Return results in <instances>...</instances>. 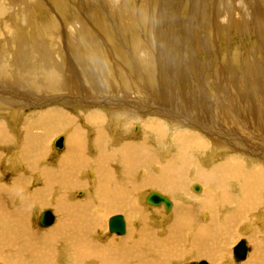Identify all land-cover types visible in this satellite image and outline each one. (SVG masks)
Wrapping results in <instances>:
<instances>
[{
	"label": "rangeland",
	"instance_id": "1",
	"mask_svg": "<svg viewBox=\"0 0 264 264\" xmlns=\"http://www.w3.org/2000/svg\"><path fill=\"white\" fill-rule=\"evenodd\" d=\"M179 1L181 0H170V1L161 0V3H160V0H103V1L102 0H80V1L79 0H0V56L1 57L4 56V58H2L0 62L6 65V67L9 69L8 76L6 78L7 81L5 80L3 81V83L0 82V103H1L0 104V123H1L0 124L1 126V129H0V136H1V140H0L1 142L0 144L1 145L0 146V156H1L0 157V201H1L0 211L2 212V213L0 212V238H1L0 239V252H1L0 253V264H17V263L18 264H37V263L38 264H41V263L42 264L43 263L44 264L45 263L47 264H52V263L53 264L54 263L55 264L57 263L58 264H69V262L70 264H101L100 262L95 261V260L78 261L77 258H73L70 254L66 252L63 253V251L61 250L62 248L58 247V244L55 241L56 237L59 239V237L57 236V232L59 234L66 233L69 229L79 228L80 225L83 226V228L84 227L86 228L96 227L97 230L99 231V234L95 236V240H97L100 244L102 243L103 245L106 244L108 240H117L119 238L127 237L130 235L131 232H132V237H133L132 239H135L136 242L139 244L141 242V239H143L144 243H149L150 238L152 236L154 237V239L164 240V243H165L164 249L160 247L159 251H165V254H168V256H166L165 259L160 261L159 264H190L192 262L202 261V260H205L207 262H212L213 264H232V263L237 264L235 263L233 259V249L241 239H245L247 241L248 246L251 248V252L249 253L247 257V260L239 264H264V213H261V212L257 213V211L249 212L247 214H244V216L241 217V215L239 213L238 214L235 213L237 211L233 209L237 206L238 201L241 202V205L244 204V200L242 199V194L240 193V189L243 187V184L241 183L237 184L236 182H233V181L231 182L229 180H223V181H217V183H213L214 185L211 184L205 187L206 185L204 184V182L200 180L197 181L196 174L199 171H201L204 167L213 168L222 159V158H216V155L215 156L212 155V153H214V151L216 150L215 147L218 148L220 145L219 144L220 140H217L218 137L216 135L210 134V132H208L207 130L204 131L205 134L201 133L202 131L199 128H203V127H201L200 125H196V124L194 125H196L197 127L193 126L190 124L191 122H188L185 120V117H189V116L181 115V114L179 116L178 115H174V116L167 115L169 117L168 118L166 115L160 114V110L156 111L155 109L156 108L162 109L163 106L167 104L163 102V99H162V102L159 101L160 105L157 103L155 104L156 100L154 96H152V101H153L152 103H149V102H148L149 104L145 103L146 104L145 107H150L148 109L149 111L142 109L143 111L142 113L136 114L138 111L136 112L128 111V113H125L123 109L110 106L107 103H105L106 100L103 106H100L99 108L95 106L91 107V106H87L83 104L84 102H82V100H80V98L77 97L78 94L73 93L71 91V87L75 86L74 82L70 83L69 81H67L69 83V86H65L66 88L62 87L63 90L61 88L53 90L51 91V95L45 94V93L43 94L37 93L35 87H33V86H36L37 89L41 88L42 83L40 82L38 76L42 74V70L46 67L48 60H50L49 62L50 65L49 63L47 64V66H49L48 68H52L57 72L65 73L63 75L67 77L68 70H70V66H71V60L69 59L70 49L67 47L73 46V43L71 44L69 43L70 45H68V40H71V39L68 38L66 40V35H65L66 27L68 26L69 27L72 26L73 28L80 27L78 21L85 23L84 22L85 20L86 21L85 25L90 27L91 31L95 30V32L98 34V40L101 42V44L97 50L93 49L87 53L83 50H79L80 52L78 53L77 57H82V58H85L86 60H89V59L92 60L94 53L98 51L97 54L101 55L103 60L105 59L104 66H103L104 70L106 69L107 71L110 70L109 71L110 75L108 77L107 75H104L105 74L104 70L102 71V75L107 77V82H109L110 85L114 88L113 90H111V93L101 92V94L98 96L100 99L108 98L109 100L107 101H117V100H121L120 97L123 93L129 92L127 96L125 97L124 95L123 98L124 97L125 98L124 99L122 98V99L127 100V101L134 100L132 92L135 89H139L140 91H145L144 88H147V89L156 88V83H157L156 80L146 79L147 77L151 78L150 71L153 72V68H152L153 64L149 66L147 65L142 66L141 64H136L135 63L136 61H134L132 58L130 59L128 58L130 54L135 55L136 52L139 50L138 44L143 43L144 45L143 41H145L147 45L150 46L155 51L154 55L152 54V58H153L152 60H154L153 61L154 65L156 64V66H158L159 58L165 59V60H161V62L163 61L162 65H164L163 67L165 68V70H163L165 71V77L163 80L161 79L160 85L164 84L165 80L169 83V85L171 82L170 86L173 88L175 84L176 88H174V90L176 94V100L183 101L186 95L188 93H192V91H194L195 89L198 92H200V88L198 87L199 82L200 81L201 83L204 82L205 77H207L206 75L208 76L210 75L209 77L212 78L211 74L212 72H215V68H219L218 69L219 73H220V70H225V71L228 70L229 72V74L227 72V76H229V78L226 79L227 81L226 84L228 86L222 89L223 93L221 94L225 99H230L231 97H234L233 99L253 98V96L250 95V88L255 85H258V83L256 84L251 83L250 78L255 73L252 74V71H249L250 66H253V64L255 65V62L257 60L255 52H253L254 45H252V43H250L249 40L243 39L237 33H229V34L227 33L228 34L227 38H223L224 35H221L219 32L214 31L215 29L214 24L211 25L212 28L203 29V26L206 25L207 21L209 20V17H213L212 13H210L213 8L212 6H217L216 4H213V3L218 2L219 4L221 1V3L224 4V5L221 4V6H224V7H227L228 5L231 6L232 4L231 7L233 9L235 8L236 2L240 0H234V2H231V0H229L230 2L228 0H188V1L185 0V6L183 7L181 6V8L184 10V16L182 15L183 10H181V13H178L176 15V12H178V9L176 10V7L180 6L181 4V3L179 4ZM259 1L261 3V5L259 4L260 5L259 7L260 9H262V13L264 14V0H259ZM24 2L25 3L27 2L30 7L27 5V3L25 4ZM42 3L43 4L45 3V4L42 5ZM163 3L167 5V8H165L166 17L165 16L160 17V13H159V9L162 7ZM153 4H154V9L152 10L151 7ZM32 5L34 6L32 7ZM45 5H48V7ZM103 5H106L105 7H107L108 10H104ZM110 9H114V10L112 11ZM116 9H119V10H116ZM143 10H144L143 14L145 13H148V14H146V16L143 15L142 17H140L142 15L141 11ZM1 11H4V13H1ZM125 12H127L126 13L127 15H125ZM109 13H111V15ZM201 13H206V18L203 17V14ZM122 14L124 16H122ZM180 14L182 15L181 21L177 19L178 15ZM124 17H126V19L127 18H130V19L126 20ZM132 17H135V18H132ZM158 17L162 19L164 18V20H162L161 22L160 19H158ZM139 18H144L146 22L145 21L142 22V20L144 19L139 20ZM150 18H152L153 21L150 20ZM47 19H48V22H47ZM75 19H77V22ZM89 19L93 23H91ZM128 20H130L131 26L129 24L126 26V23L128 22ZM131 20L132 21L136 20L134 21V23L135 25L139 26V30L133 29L132 31L131 28L133 26H132ZM140 22L144 24H140ZM160 22L162 25L160 24ZM99 24L101 25L103 24V26H100ZM110 26L113 29V32ZM120 26H122V28ZM129 26H130V29H129ZM36 29H38L39 31H37ZM119 29H120L119 32L121 33V31H123L124 36H125L124 45H122V43L119 45L124 49V52L122 53V55H124V57L128 61L130 60L129 66H125L123 60L121 59L118 60L119 55L115 54V51L109 48L111 43H109V46H108L107 39L110 38L112 40L113 35ZM99 30L100 32H102L101 34L98 33ZM130 31L132 34L130 33ZM81 33L82 35H84L83 32L81 31L79 37L82 36ZM137 33H139L140 37H138ZM217 34H219L220 37L221 36L222 37L220 38V41L218 39L215 42L214 36H216ZM33 35H34V38H36V40L33 39ZM39 35L41 38H37ZM131 36L132 37L134 36L135 40H133L134 38H131ZM201 36L203 37V39ZM150 37L152 40L150 39ZM63 38H64V41L62 42ZM37 39H41V40L37 41ZM149 39H150V42H149ZM35 41H36V44H35ZM126 41L128 42V44H126ZM38 42H40V44ZM172 42L174 43V46H172L173 45ZM208 43L210 45H208ZM41 44H44V45H41ZM134 44L137 46V48L135 47ZM153 44L155 46H153ZM196 44H198V46H196ZM40 45L44 46L45 48L41 47ZM32 46L33 48H30ZM60 46L62 49L60 48ZM115 46H118V45H115ZM35 47L37 50L35 49ZM158 47L159 48L166 47V48L163 51H161ZM29 48L31 51L29 50ZM100 48H101V52H100L101 54L99 53ZM33 49L35 50L33 51ZM27 50L29 51V55H28ZM195 50L197 51V53ZM199 50H202V51H199ZM103 51L105 52L107 51L106 55L102 53ZM156 51L158 54H161L162 52L163 53L161 55H158ZM40 52L41 54H39ZM212 52L214 53L212 54ZM247 52H253V56H252L253 59L250 55L247 54ZM31 54H34V56ZM65 54H66V57H65ZM234 54H237L236 58L233 59V61H231L232 60L231 57H233ZM42 55L44 56V58L46 57V55H48L47 56L48 58L46 57L44 60H41V58H43ZM5 56H8L10 59L8 58L7 60H5ZM39 56L41 57L39 58ZM50 57H52L53 59L51 60ZM154 58L155 59L157 58V60H155ZM35 59H37V61ZM210 59L213 60V62L211 63L212 65L211 67L207 66L208 63L211 61ZM20 60L23 62H21ZM258 60L261 63V59H258ZM63 61H65V63ZM72 61L75 62V65H77L75 57H73ZM42 62L44 63V65ZM167 62H168V65H167ZM203 62H205V64ZM221 62L222 63L224 62V63L222 64ZM233 63L234 65H232ZM61 64L62 66H60ZM120 69H122L123 71L119 72ZM250 70H253V69L250 68ZM99 71L101 70L99 69ZM198 73L203 74L201 78L197 76ZM235 73L236 75L237 73L239 75V76L238 75L236 76V80L240 81L239 79H243V78L245 80L250 79L249 80L250 84H242V83L236 84V82L233 83L230 76L231 77L232 75L235 76ZM178 75H182L184 76V78L177 77ZM242 75H245L246 77H243ZM240 76L242 77L239 78ZM187 77H188V80H183V79H187ZM19 79H20V82L18 81ZM195 80H198V81L194 85ZM87 82L91 85H94V82L92 80H88ZM181 82H182V86H183V83H185L183 87H180ZM130 87L133 88V90H129ZM233 87L234 89H236L235 91L237 92L234 91ZM260 87L262 86L257 87L258 89L256 90L260 89L258 91L259 94L261 96H264V91L263 90L261 91L262 88ZM42 88H44V85H42ZM217 93L219 95L218 91ZM145 94H148V93L145 91ZM50 96L52 97L50 98ZM65 97L67 98L72 97L71 99L74 100L75 103L69 102V101L65 102L67 100V98ZM3 98H5V100ZM52 99L54 101H52ZM63 101L64 103H61ZM101 102H103V100ZM21 106L22 107L24 106L25 109L22 108ZM51 106L62 107L65 111L70 113V115L74 116V125L76 126L75 128L77 129L81 128L80 130L82 131L81 134L83 137L87 134L85 138L87 137L86 143L88 144H85V140H84L85 138H82L84 140V141L82 140L83 145L81 143V145L85 147V148H82L83 153H81L83 157V161L77 162L79 166H81L80 167L81 170L78 169L79 166L76 167L77 169H72V170L71 169L69 170V168L72 166L66 168V172L78 171L79 177L69 176L68 173H65V174L62 173V175L65 176L64 178L53 177L51 179H47L46 175H44L45 177L42 175L43 171L46 172L47 170L51 168L57 169V167L59 166L58 159L61 158L62 151H64L65 147L63 150H57L55 152L56 149L53 148L54 142L60 136H64L65 141L66 140L69 141L70 140L69 138L70 130L71 128L75 129L73 128L74 125H72L71 128L64 127L65 129L63 128L53 133L48 132L47 136L46 134H44V131L42 129L38 130L36 128L34 129L31 128V130L33 131V133L32 131L31 133L33 135L41 134L46 139L43 138V141L33 140L31 147L29 146L31 150L29 154H26V157L23 156L19 152L21 150V146H19V144L22 143L24 132L30 130L29 128H27V125L30 122L34 121L32 120L34 117V114L37 112H43V110H47ZM151 106H153V108H151ZM75 107L79 109L77 110ZM94 107L96 110H93ZM83 108L85 110H83ZM108 108H113L112 110L114 112L110 111L111 109H109V112H110L109 114L106 111L108 110ZM16 110L18 113L15 112ZM97 110L98 112H102L103 114L102 118L105 117V119H103L105 120L104 121L105 125L101 124L102 127H104V129L101 128V125H96L95 127L97 126L99 127H97L98 129L95 131L96 128L92 129L91 127H89V125H87L90 123V119L86 118L85 114L88 115L94 111L96 112ZM13 112L16 113V115ZM115 112L121 114L122 116H119V114H116ZM114 113L116 115H114ZM18 114H20V116H18ZM107 115H109V117ZM124 115L128 119L125 118L126 119L125 120L123 118ZM148 115L150 117H147ZM106 118L107 119L109 118V119L107 120ZM157 118L160 120H158ZM172 118H175V119H172ZM155 124H159L163 128L165 127L167 131L166 135H169L168 133H171L173 131H176V132L183 131L184 133L186 130H189V129L191 131L194 130L199 135L205 138L206 142L209 144V149L198 152L196 154L194 151H190L189 147L183 149V147L187 146L188 142H185L184 145L179 144L181 147L179 146L172 147L171 142L168 139V136H165L164 139L162 138L161 140L163 141L158 139V141L161 142V143L159 142L160 143L159 144L157 142V138H155V135H153L152 131L150 132V127ZM107 125L110 127H107ZM131 125H133V127ZM137 125L139 126V130L137 132L138 133L139 131L141 132L139 133L140 136L138 135L137 132L135 133V127H137ZM184 125L186 128L183 127ZM220 125L226 129H230V125L223 121H220ZM87 127L88 129L87 131H85L86 130L85 128ZM120 128H122V130ZM170 129L172 130L171 132H170ZM98 130H104L103 132L102 131L101 132L106 133L107 137H109L107 138L105 136V139L107 140L106 141L105 139L103 140L105 143L104 142L101 143L102 144L101 147L98 146L100 144L96 142L97 140L96 132ZM107 131L110 133V135L108 134ZM94 136L95 138H93ZM7 137H9V140L11 139L14 141L10 142V144H8V146L6 147L4 146V144L7 143L6 141ZM151 143L154 145H152ZM144 144H147V145H144ZM223 144L224 143H222L221 145L225 146ZM35 145L37 146L36 150L34 147ZM40 145L43 146V148L40 147ZM64 145H65V142H64ZM127 145L130 146V149H128ZM221 145L218 148V150L220 149L221 151L224 150L222 151V153H220V155H222L223 159L225 160L226 158L230 157L233 151H231L230 147H227V150H226L225 149L226 146L223 148ZM123 146H124V153L127 155L129 161L132 163V168H130L131 173L134 174L138 170L139 173H141L142 175L141 176L140 174H138L139 179H137L138 178L137 176L135 177L134 175L131 176V178L128 179V183L127 181L117 182V180L114 177L111 178L110 176H108V174L111 172L112 169L118 168V163L113 158H114L115 152L120 150ZM101 148L103 149L101 150L102 152L100 151L101 153H98ZM252 148L256 152L259 151V147L252 146ZM246 150H247L246 148L240 150L241 152L240 154L250 157L252 153L248 154ZM39 151L40 153L41 152L42 153L40 154ZM158 151H161V152H158ZM179 151H183V153L185 154V160L188 161L189 159H191L189 165L186 166L185 170H183L181 166L182 161L180 157L182 153ZM104 152L106 153V156ZM157 153H160V154H157ZM158 155H160V157ZM173 155H178V159H173L175 160L174 168L176 170H180V167L182 168L181 176L179 173L176 176L172 174L171 176H168V175H164L162 172V171L164 172L166 171L164 170L163 165L167 162V159L171 160L173 157H169V156H173ZM251 156H253V154ZM93 161H94V164H93ZM261 161L262 160L259 159L257 163ZM85 166L87 168H85ZM154 167H157L156 168L157 170H154ZM194 167L197 170V171L195 170L196 173L193 172ZM101 168L104 169L105 171L102 170ZM31 169L32 170L34 169L35 171L34 170L32 171ZM99 169L103 171L104 174ZM175 169H172L170 172L176 171ZM190 169L193 172V173L191 172L192 174L189 173ZM36 170L38 171L36 172ZM39 171H41V173ZM95 171H97V173ZM158 173H160L162 177ZM38 174H41L44 179H41ZM94 175H95V178H94ZM157 175L160 177H157ZM28 177L29 179H27ZM166 177H169L173 180L176 179L174 181H177L170 189L162 188V190H159V189H156V186H153L154 184L160 183L161 179L166 178ZM179 177L181 180H179ZM37 178L40 181H36ZM219 178H223V176H219ZM99 179H101L102 181L101 180L99 181ZM113 179L116 181H114ZM41 180L43 183L41 182ZM142 181H147L151 186L146 187L145 185V187H142L141 186V184H143ZM196 184L204 187V196L201 199H197L194 196L196 195L195 193H193L194 191L192 192L193 190L192 186ZM125 186H127V188ZM128 186L129 187L132 186V187L129 188ZM48 188H51V189H48ZM8 192H12L13 194L10 196H15V197L6 198ZM159 192L160 194L162 193V195H165L168 198H170L171 201L173 202V209L169 213L170 217H169V214L166 213L165 208L163 206H160V207L150 206L149 207L145 203L144 198L149 196L151 193H159ZM119 193H121L122 195H128L129 197L125 199L124 198L117 199L116 195ZM49 195L50 197H48ZM120 200H122V202ZM16 202L18 204H16ZM261 204H262L261 209H263L264 208V194H263V197L261 198ZM197 207H200V208H197ZM47 209H53L54 213L56 214L57 221L52 227L45 229V228L40 227L39 218H40L41 213ZM205 209L208 212H206ZM3 210L5 211V213H3ZM210 211L212 212V214ZM10 212H14V214L10 215L9 214ZM171 213H173V215H171ZM120 214L123 215L126 220V226H127L126 234L127 235L125 234L124 236H116L114 234H111L108 230V224H109L110 218L115 215H120ZM237 216L240 218H238ZM3 217L5 219H3ZM10 217H11V221L7 220ZM14 220L23 226V234L25 235V237H21L19 235V228H18V225L15 222H13ZM9 223H11V225H13L14 227H10L8 225ZM201 228L202 229L205 228V230H207L209 237H200V238L196 237L197 232L201 230ZM32 230L35 231V234L36 233L38 234V236L36 234L37 240L35 241V243L34 241H32L31 246L28 244L27 245L30 246V248L33 246L32 250L30 251L38 252V255L35 256L36 255L35 253L34 256L29 257L25 255V251H23L24 248H21V247H24L25 245L24 243L28 242L29 232ZM51 232L54 234V236L51 237V239H53L52 244L55 243L54 245H51L49 249H47V246H45L44 248L34 247L37 245V242H41V241L45 242L46 239L42 237L48 236V234ZM87 236H92V235H87ZM7 240L8 242L6 243ZM200 246H203V247H200ZM205 248L207 249L208 252H211L212 255L210 254L206 255L205 252H202L204 251L203 249ZM21 249L23 250L20 251ZM47 250H49V252ZM19 252H20V255H19ZM40 254L41 256H39ZM170 254L174 255L175 257H169ZM53 257L55 258L56 261L54 260ZM211 258H212V261H211ZM43 259H45V261ZM49 259L52 261H50Z\"/></svg>",
	"mask_w": 264,
	"mask_h": 264
},
{
	"label": "bare ground",
	"instance_id": "2",
	"mask_svg": "<svg viewBox=\"0 0 264 264\" xmlns=\"http://www.w3.org/2000/svg\"><path fill=\"white\" fill-rule=\"evenodd\" d=\"M80 1V0H79ZM103 1V0H102ZM163 1V0H162ZM170 1V0H169ZM188 1V0H187ZM229 1V0H228ZM109 2V1H108ZM107 2V3H108ZM172 2V1H171ZM176 2V1H175ZM223 2V1H222ZM227 2V1H226ZM230 2V1H229ZM228 2V4H229ZM231 2H234V0H231ZM25 3V2H24ZM27 3V2H26ZM25 3V4H26ZM36 3V2H35ZM46 3V2H45ZM44 3V4H45ZM48 3V2H47ZM106 3V1H105ZM160 3H161V0H160ZM181 3V4H180ZM190 3V2H189ZM198 3V2H197ZM15 4V3H14ZM41 4V3H39ZM42 3V5H44ZM104 4V3H103ZM155 4V2H154ZM154 4L152 5V10L154 9ZM179 4L180 6H177L176 7V10L178 9V12H176V15L178 13H181V10H183L181 8V6H185V0H181L179 1ZM206 4V3H205ZM211 4V3H210ZM213 4H216L217 6H212V10L210 13H212L213 17H209V22L207 21L206 25L203 26V29L204 28H212L211 25H215V29L214 31L216 32H219L221 35H224L223 38H227V35L229 33H237L238 35H240L243 39H247L249 40L250 43H252V45H254V49H253V52H255V55H256V62H255V65L253 64V66H250V68H252L253 70H250L249 68V71H252V74L253 76L250 78L251 79V83L252 84H256L258 83V85H255L253 87L250 88V95L253 96V98H249V99H233L234 97H229L230 99H225L221 94L223 93V88H226L228 85L226 84L227 81L226 79L229 78V76H227V71L225 70H220V73L218 72V69L219 68H215V72H212L211 76L212 78H210L208 75H206L207 77H205V80L204 82L201 83V81L199 82L198 84V87L200 88V92H198L196 89L194 91H192V93H186V97L183 101H179V100H176V94H175V90L174 88L175 87V84H174V88L171 87V82H170V85L169 83L165 80V83L160 85V81L161 79L163 80L164 77H165V68L163 67L164 65H162V62L161 60H165V59H160L158 60V66H156V64L154 65V60H152V54L154 55L155 51L147 45V43L145 41L144 42V45L143 43L141 44H138V47H139V50L136 52L135 55L133 54H130L129 55V59L132 58L134 61H136L135 63L136 64H141L142 66L143 65H151L153 64V72L150 71V74H151V78L147 77L146 79L148 80H156V88L154 89H147V88H144V90L149 94H145V91H140L139 89H135L132 94H133V98L134 100H123L127 94V93H123L120 97L121 100H117V101H107L109 100L108 98H99L98 96L101 94V92H105V93H111V90H113L114 88L110 85L109 82H107V77L110 75V70L107 71L104 70V62H105V59L103 60L102 56L101 55H98L97 52L94 53V56H93V59L92 60H86L85 58H82V57H77L78 53L80 52L79 50H83L85 51L86 53L95 49L97 50L101 44V42L98 40V34L95 32V30L91 31L90 30V27L86 26L85 23L86 21L84 20L85 23L83 22H79V25L80 27H76V28H73L72 26H68L66 27V32H65V35H66V40L69 38L71 40H68V45H70L71 43H73V46H70V47H67L70 49V60H71V66H70V70H68V73H67V77L63 74L65 73H61V72H57L55 71L54 69L52 68H48L49 66H47V64L50 62V60H48L47 64H46V67L42 70V74L39 77V80L40 82L42 83V85H44V88H42V85H41V88L40 89H37L36 86H33L35 87L36 89V92L37 93H45V94H49L51 95V91L53 90H56V89H62V87H65V86H69V83L67 81H69L70 83L71 82H74L75 83V86H72L71 87V91L73 93H76L78 94L77 97L80 98V100H82V102H84L83 104L87 105V106H95V107H100V106H103L105 100L108 105L110 106H114V107H118V108H121L123 109V111H125V113H128L129 112H136L138 111L136 114H139V113H142V109L144 110H148L150 107H145V103L149 104V103H152V96H154L155 98V104H159V101L162 102V99H163V102H165L167 105L163 106L162 109L160 108H156L155 110H160V114H163V115H171V116H174V115H186V116H189V117H185V120L188 121V122H191L190 124L193 125V126H196V125H200L201 127L203 128H199L203 133L205 134V130H207L208 132H210V134H213V135H216L218 137L217 140H220L219 144L221 145L222 143H224L223 145L226 146V150H227V147H230L231 148V151H233V153L230 155L229 158H226L225 160L223 159L222 155H220V153H222V150H218L217 147L216 148V152L214 151V153H212V155H216V158H222L220 160V162L214 166L213 168H209V167H204L201 171H199L197 174H196V178H197V181H202L204 182V184L206 185L205 187L213 184V183H217V181H223V180H229V181H233V182H236L237 184L238 183H241L243 184V187L240 189V193L242 194V199L244 200V204L241 205V202L238 201L237 203V206L233 209H235L237 212L235 213H239L242 216H244V214H247L249 212H255L257 211V213L261 212V213H264V208H262V204H261V198L263 197V194H264V96H261L259 94V90H256L258 89L257 87L259 86H262L260 88L261 91L263 90L264 91V14L262 13V9H260V1L259 0H240V1H237L236 4H235V8L232 9V4L231 6L228 5L227 7H224V6H221V1H220V5L218 4V2L216 3H213ZM260 4V5H259ZM27 5L29 6V4L27 3ZM78 5V4H77ZM95 5V4H94ZM98 5V4H97ZM96 5V6H97ZM109 5V4H108ZM169 5V4H168ZM175 5V4H174ZM190 5V4H189ZM224 5V4H223ZM15 6V5H14ZM13 6V7H14ZM18 6V5H16ZM34 5H32L33 7ZM41 6V5H39ZM48 7V5H45ZM106 5H103V9L104 10H108L107 7H105ZM11 7V6H10ZM30 7V6H29ZM44 7V6H43ZM46 7V8H47ZM55 7V6H54ZM74 7V6H73ZM117 8V7H116ZM165 8H167V5H165L163 3L162 7L159 9V13H160V17H166V14H165ZM187 8V7H186ZM189 8V7H188ZM45 9V8H43ZM59 9V8H58ZM75 9V8H74ZM84 9V8H83ZM158 9V7H157ZM194 9V8H193ZM192 9V10H193ZM82 10V9H81ZM110 10H114V9H110ZM116 10H119V9H116ZM145 10V8H144ZM144 10L141 11L142 12V15L140 17H142L143 15L146 16V14L148 13H144ZM202 10V9H201ZM200 10V11H201ZM208 10V9H207ZM32 11V10H31ZM61 11V10H60ZM70 11V10H69ZM83 11V10H82ZM123 11V10H122ZM34 12V11H33ZM110 12V11H109ZM124 12V11H123ZM149 12V11H148ZM151 12V11H150ZM157 12V11H156ZM1 13H4V11H1ZM63 13V12H62ZM102 13V12H101ZM127 12H125V15ZM192 13V12H191ZM208 13V12H207ZM64 14V13H63ZM77 14V13H76ZM79 14V13H78ZM81 14V13H80ZM85 14V13H84ZM83 14V15H84ZM111 15V13H109ZM113 14V13H112ZM156 14V13H155ZM203 14V17L206 18V13H201ZM209 14V13H208ZM131 15V14H130ZM136 15V14H135ZM182 15L184 16V10L182 11ZM182 15H178L177 19L179 21H181L182 19ZM195 15V14H194ZM86 16V15H85ZM108 16V15H107ZM122 16H124L122 14ZM121 16V17H122ZM132 16V15H131ZM193 16V14H192ZM197 16V15H196ZM34 17V16H32ZM78 17V16H77ZM149 17V16H148ZM152 17V16H151ZM80 18V17H79ZM126 19V17H124ZM132 18H135V17H132ZM145 18V17H144ZM144 18H139L140 19H144ZM188 18V17H187ZM208 18V17H207ZM66 19V18H65ZM127 19H130V18H127ZM126 19V20H127ZM146 19V18H145ZM142 20V22H146V20ZM155 19V17H154ZM157 19V18H156ZM160 21L162 22V20H164V18H159ZM157 19V20H158ZM202 19V18H201ZM70 20V19H69ZM76 22H77V19H75ZM79 20V19H78ZM90 20V19H89ZM150 20L153 21L152 18H150ZM199 20V19H198ZM124 21V20H123ZM132 21V20H131ZM134 21L136 20H133L131 23H132V31L133 29L134 30H139V26L138 25H135ZM196 21V20H195ZM47 22H48V19H47ZM66 22V21H65ZM91 23H93L91 20H90ZM140 22V24H144ZM148 22V21H147ZM160 22V24H161ZM164 22V21H163ZM170 22V21H169ZM90 23V24H91ZM98 23V22H97ZM102 23V22H101ZM150 23V22H149ZM154 23V22H153ZM171 23V22H170ZM186 23V22H185ZM73 24V23H72ZM88 24V23H87ZM130 25V20H128V22L126 23V26L127 25ZM134 24V25H133ZM156 24V23H155ZM164 24V23H163ZM187 24V23H186ZM203 24V23H202ZM36 25V24H34ZM78 25V26H79ZM82 25V26H81ZM100 26H103V24H99ZM98 25V26H99ZM110 25V24H109ZM162 25V24H161ZM169 25V24H167ZM33 26V24H32ZM74 26V25H73ZM94 26V24H93ZM97 26V25H96ZM131 26V25H130ZM130 26H129V29H130ZM141 26V25H140ZM144 26V25H143ZM122 28V26H120ZM184 27V26H183ZM35 28V27H34ZM111 28V26H110ZM153 28V27H151ZM163 28V27H162ZM170 28V27H168ZM98 29V28H96ZM112 29V28H111ZM148 29V28H147ZM150 29V28H149ZM37 31H39L38 29H36ZM101 30V29H100ZM99 30V34H101L102 32H100ZM103 30V29H102ZM151 30V29H150ZM149 30V31H150ZM171 30V29H170ZM83 32L84 35H80V32ZM107 31V30H106ZM120 29L117 30L115 32V34L113 35V39L111 40L110 38L107 39L108 41V46H109V43H111V45L109 46L110 49L114 50L115 51V54L119 55L118 57V60H123L124 62V65L125 66H129L130 65V60L128 61L124 55H122V53L124 52V49L119 45L122 43V45H124L125 43V36H124V33L123 31H121V34L120 32ZM108 32V31H107ZM112 32H113V29H112ZM155 32V31H154ZM202 32V30H201ZM62 33V32H61ZM110 33V32H109ZM131 33V31H130ZM129 33V34H130ZM140 33V32H139ZM139 33H137L138 37L139 36ZM228 33V34H227ZM34 34V32H33ZM36 34V32H35ZM42 34V33H41ZM113 34V33H112ZM132 34V33H131ZM130 34V35H131ZM146 34V33H145ZM151 34V32H150ZM205 34V33H204ZM63 35V34H62ZM160 35V34H159ZM178 35V34H177ZM176 35V36H177ZM236 35V34H235ZM37 36V35H36ZM149 36V34H148ZM151 36V35H150ZM208 36V35H207ZM231 36V35H229ZM64 37V36H63ZM111 37V36H110ZM165 37V36H164ZM194 37V36H193ZM202 37V36H201ZM200 37V38H201ZM209 37V36H208ZM222 37V36H221ZM220 35L217 34L216 36H214V40L215 42L219 39L220 41ZM30 38V37H29ZM37 38H41L40 35L37 37ZM131 38H134V36ZM155 38V37H154ZM233 38V36H232ZM235 38V36H234ZM24 39V38H23ZM33 39L36 40V38H34V35H33ZM32 39V41H33ZM138 39V38H137ZM140 39V38H139ZM151 39V37H150ZM150 39H149V42H150ZM199 39V38H198ZM203 39V37H202ZM38 40H41V39H37ZM55 40V39H54ZM57 40V38H56ZM105 40V39H104ZM135 40V38L133 39ZM147 40V39H146ZM152 40V39H151ZM155 40V39H154ZM195 40V39H193ZM210 40V39H209ZM21 41V40H20ZM30 41V40H29ZM64 41V38L62 39V42ZM142 41V40H141ZM172 41V40H171ZM244 41V40H243ZM44 42V41H43ZM41 42V43H43ZM49 42V40H48ZM58 42V41H57ZM153 42V41H152ZM151 42V43H152ZM166 42V41H165ZM188 42V41H187ZM191 42V41H190ZM199 42V40H198ZM197 42V43H198ZM248 42V43H249ZM40 44V42H38ZM59 43V42H58ZM70 43V44H69ZM106 43V42H105ZM138 43V42H137ZM155 43V42H154ZM171 43V42H169ZM173 43V42H172ZM205 43V42H203ZM35 44H36V41H35ZM60 44V43H59ZM118 45V46H115V45ZM126 44H128V42L126 41ZM136 44V42H135ZM134 44V45H135ZM168 44V43H166ZM245 44V43H244ZM21 45V44H20ZM41 45H44V44H41ZM40 45V46H41ZM62 45V44H61ZM67 45V46H68ZM165 45V44H164ZM203 45V44H202ZM201 45V46H202ZM205 45V44H204ZM208 45H210L208 43ZM230 45V44H229ZM251 45V46H252ZM28 46V45H27ZM30 46V45H29ZM34 46V45H33ZM30 47V48H33ZM36 46V45H35ZM66 46V45H65ZM153 46H155L153 44ZM162 46V45H161ZM174 46V43L173 45ZM195 46V45H194ZM196 46H198V44H196ZM41 47H44V46H41ZM48 47V46H46ZM103 47V46H102ZM105 47V45H104ZM135 47L137 48V46L135 45ZM213 47V46H212ZM217 47V46H216ZM24 48V47H23ZM29 48V50H30ZM45 48V47H44ZM61 48V46H60ZM159 48V47H158ZM166 48V47H165ZM164 47H161L159 48L161 51H163L165 49ZM174 48V47H173ZM36 49V47H35ZM33 49V51L35 50ZM62 49V48H61ZM64 49V47H63ZM213 49V48H212ZM219 49V48H218ZM231 49V48H230ZM25 50V49H24ZM37 50V49H36ZM39 50V49H38ZM99 53L101 52V48L99 49ZM104 50V49H102ZM107 50V49H106ZM179 50V49H178ZM189 50V49H188ZM205 50V49H204ZM236 50V49H234ZM23 51V50H22ZM21 51V52H22ZM28 51V50H27ZM31 51V50H30ZM66 51V49H65ZM82 51V52H83ZM159 51V50H158ZM176 51V49H175ZM196 51V50H195ZM199 51H202V50H199ZM211 51V50H210ZM107 52V51H106ZM106 52L103 51L102 53H104L106 55ZM253 52H247L248 55H250L251 57L253 56ZM27 53V52H26ZM48 53V52H47ZM67 53V52H66ZM157 53V51H156ZM163 53V52H162ZM161 53V54H162ZM169 53V52H168ZM197 53V51H196ZM214 52H212L213 54ZM24 54V53H22ZM41 54V52L39 53ZM44 54V53H42ZM49 54V53H48ZM51 54V53H50ZM101 54V53H100ZM158 54V53H157ZM161 54H158V55H161ZM190 54V53H189ZM211 54V52H210ZM19 55V54H18ZM28 55H29V51H28ZM34 56V54H31ZM156 55V54H155ZM165 55V54H164ZM197 55V54H196ZM236 55L237 54H234L233 57H231V61H233V59L236 58ZM43 56V55H42ZM48 55H46L47 57ZM69 56V55H68ZM208 56V55H207ZM219 56V55H218ZM221 56V55H220ZM1 57V56H0ZM41 56H39L40 58ZM45 57V58H46ZM65 57H66V54H65ZM73 57H75L76 59V64L78 65H75V62L72 61ZM105 57V56H104ZM107 57V56H106ZM157 57V56H156ZM182 57V56H181ZM196 57V56H195ZM3 57H1L0 60H2ZM9 57L8 56H5V60H7ZM44 56L43 58H41V60H44L45 59ZM48 58V57H47ZM51 60L53 59L52 57H50ZM57 58V57H55ZM198 58V57H197ZM196 58V59H197ZM227 58V57H226ZM10 59V58H9ZM21 59V58H20ZM33 59V58H32ZM60 59V58H59ZM88 59V58H87ZM155 59V58H154ZM183 59V58H182ZM202 59V57H201ZM200 59V60H201ZM224 59V58H223ZM253 59V57H252ZM258 59H261V63ZM23 60V59H22ZM29 60V59H28ZM37 61V59H35ZM40 60V59H39ZM65 60V59H64ZM113 60V59H112ZM157 60V58L155 59ZM211 60V59H210ZM21 61V60H20ZM18 61V62H20ZM168 61V60H167ZM171 61V60H169ZM199 61V60H198ZM208 61V60H207ZM225 61V60H223ZM242 61V60H241ZM23 62V61H21ZM57 62V61H56ZM65 63V61H63ZM213 62V60H211L207 66L211 67V63ZM43 63V62H42ZM46 63V62H45ZM69 63V62H68ZM205 64V62H203ZM222 63V62H221ZM224 63V62H223ZM222 63V64H223ZM240 63V62H239ZM56 64V63H55ZM106 64V63H105ZM113 64V63H112ZM201 64V63H200ZM198 64V65H200ZM207 64V63H206ZM214 64V63H213ZM220 64V63H219ZM243 64V63H242ZM44 65V63H43ZM50 65V63H49ZM119 65V64H118ZM117 65V66H118ZM166 65V64H165ZM167 65H168V62H167ZM197 65V64H196ZM227 65V63H226ZM234 65V63L232 64ZM231 65V66H232ZM236 65V64H235ZM62 66V64L60 65ZM65 66V65H64ZM80 66V68H79ZM174 66V65H173ZM172 66V67H173ZM204 66V65H203ZM214 66V65H213ZM39 67V65H38ZM69 67V66H68ZM119 67V66H118ZM121 67V66H120ZM124 67V66H123ZM166 67V66H165ZM226 67V66H225ZM234 67V66H233ZM247 67V66H246ZM155 68V69H154ZM168 68V67H167ZM255 68V70H254ZM26 69V68H25ZM99 69L101 71H99ZM124 69V68H123ZM197 69V68H196ZM239 69V68H238ZM28 70V69H27ZM105 71V74L104 75H107V77L103 76L102 75V71ZM193 70V69H192ZM203 70V69H202ZM209 70V69H208ZM207 70V72H208ZM211 70V69H210ZM242 70V69H241ZM8 71L9 69L6 67V65H4L3 63L0 62V82L3 83V81H7V76H8ZM65 71V70H64ZM63 71V72H64ZM123 70L120 69L119 72H122ZM175 71V70H174ZM191 71V69H190ZM248 71V72H249ZM30 72V71H28ZM182 72V71H181ZM180 72V73H181ZM193 72V71H192ZM26 73V72H25ZM172 73V72H171ZM170 73V74H171ZM191 73V72H190ZM112 74V73H111ZM164 74V75H163ZM229 74V72H228ZM251 74V73H250ZM248 74V75H250ZM203 74H200L198 73L197 76H199L201 78ZM238 75V73H237ZM236 73H235V76L232 75V77L230 76L231 80L234 82L237 83H242V84H250L249 83V80H245L244 78L243 79H239L240 81L236 80ZM247 75V73H246ZM31 76V75H30ZM29 76V77H30ZM239 76V75H238ZM243 77H246L245 75H242ZM242 76H240L239 78H241ZM28 77V78H29ZM161 77V78H160ZM177 77H183L182 75H178ZM189 77V76H188ZM188 77L187 79H183V80H188ZM26 78V77H24ZM36 78V77H35ZM9 79V77H8ZM30 79V78H29ZM34 79V78H33ZM178 79V78H177ZM248 79V78H247ZM11 80V79H10ZM88 80H92L94 82V85H91L89 84L87 81ZM191 80V79H189ZM200 80V79H199ZM230 80V79H229ZM20 82V79L18 80ZM38 81V80H37ZM182 81V80H181ZM198 80H195L194 82V85L197 83ZM203 81V80H202ZM32 82V81H31ZM193 82V81H192ZM7 83V82H5ZM188 83V82H187ZM32 84V83H30ZM211 84V85H210ZM39 85V84H38ZM185 85V83H183V86ZM234 85V84H232ZM3 86V85H2ZM28 86V85H27ZM182 86V82L180 84V87H183ZM193 86V85H192ZM238 86V85H237ZM230 87V86H229ZM239 87V86H238ZM248 87V86H247ZM250 87V86H249ZM5 88V87H3ZM32 88V87H31ZM66 88V87H65ZM64 88V90H65ZM217 88V89H216ZM241 88V87H240ZM2 89V88H1ZM33 89V88H32ZM76 89V90H75ZM181 89V88H179ZM189 89V88H188ZM186 89V90H188ZM219 89V90H218ZM234 89V87H233ZM4 90V89H3ZM34 90V89H33ZM32 90V91H33ZM129 90H133V88L130 87ZM191 90V89H190ZM189 90V91H190ZM217 90L219 92V95L217 93ZM236 89H234L235 91ZM243 90V89H242ZM69 91V90H68ZM239 91V90H238ZM141 92V93H140ZM231 92V91H230ZM237 92V91H235ZM4 93V92H2ZM68 93V92H67ZM69 94V93H68ZM9 95V94H8ZM125 95V97L123 98V96ZM5 96V95H4ZM54 96V95H53ZM180 96V95H179ZM242 96V95H241ZM240 96V97H241ZM46 97V96H45ZM49 97V96H47ZM52 96H50L51 98ZM34 98V97H33ZM42 98V97H41ZM49 98V99H50ZM67 98V97H65ZM72 97L70 98H67V100L65 102H74V100L71 99ZM76 98V97H75ZM123 98V99H122ZM180 98V97H179ZM5 100V98H3ZM8 99V98H7ZM44 99V98H43ZM48 99V100H49ZM56 99V98H55ZM11 100V99H10ZM45 100V99H44ZM43 100V101H44ZM103 100V102H101ZM12 101V100H11ZM52 101H54L52 99ZM13 102V101H12ZM31 102V101H30ZM80 102V101H79ZM149 102V103H148ZM160 102V103H161ZM8 103V102H7ZM48 103V102H47ZM61 103H64L61 102ZM1 104V103H0ZM21 104V103H20ZM33 104V103H32ZM46 104V103H45ZM82 104V103H81ZM10 105V104H9ZM44 105V104H43ZM51 105V104H50ZM67 105V104H66ZM160 105V104H159ZM12 106V105H11ZM10 106V108H11ZM70 106V105H69ZM85 106V107H87ZM158 106V105H157ZM22 107V106H21ZM94 107L93 110H96ZM162 107V106H161ZM15 108V107H14ZM22 108L25 109V107L23 106ZM21 108V109H22ZM76 108V107H75ZM117 108V109H118ZM151 108H153V106H151ZM77 109V108H76ZM79 109V108H78ZM77 109V110H78ZM109 109H111L110 111H113L112 109L113 108H108V110H106L109 114ZM116 109V108H115ZM15 110V109H14ZM82 110V109H81ZM83 110H85L83 108ZM92 110V111H93ZM99 110V109H98ZM98 110L95 112H92L91 114H85L86 118L90 119V123L87 124L89 125V127H91L92 129L96 128L95 131L98 129L97 127H95L96 125H105V117L102 118L103 114L102 112H98ZM103 110V109H102ZM21 111V110H20ZM25 111V110H24ZM105 111V112H106ZM117 111V110H116ZM122 111V112H123ZM149 111V110H148ZM17 112V110L15 111ZM26 112V111H25ZM114 112V111H113ZM120 112V110H119ZM14 113V112H13ZM18 113V112H17ZM21 113V112H20ZM84 113V112H83ZM107 113V114H108ZM116 113V112H115ZM116 114H119V113H116ZM16 115V113H14ZM133 114V113H132ZM128 115V114H127ZM146 115V114H144ZM18 116H20V114H18ZM109 117V115H107ZM118 116V115H117ZM119 116H122L121 114H119ZM29 117V116H28ZM138 117V115H137ZM147 117H150L149 115ZM168 117V116H167ZM123 118L125 119V115L123 116ZM169 118V117H168ZM107 119V118H106ZM109 119V118H108ZM107 119V120H108ZM123 119V120H124ZM128 119V118H126ZM125 119V120H126ZM138 119V118H137ZM144 119V118H143ZM148 119V118H146ZM158 119V118H157ZM172 119H175V118H172ZM34 121L30 122L28 125H27V128H29L30 130L28 131H25L24 134H23V138H22V143L19 144V146H21V150L19 151L23 156L26 157V154H29L30 150H31V144L34 141H37V140H42L43 141V136L40 134V135H33V131L31 130V128H36V129H42L44 131V134H48L49 133H53V132H56L60 129H63L64 127H68V128H71L72 125H74V116L70 115V113H68L67 111H65L62 107H59V106H51L49 107L47 110H43V112H37L34 114V117L33 119ZM141 120V119H140ZM150 120V119H149ZM160 120V119H158ZM164 120V119H163ZM162 120V122H163ZM29 121V120H28ZM51 121V122H50ZM82 121V120H81ZM85 121V120H84ZM142 121V120H141ZM140 121V122H141ZM157 121V120H156ZM166 121V120H165ZM171 121V120H170ZM220 121H223L227 124L230 125V129H226L224 128L223 126L220 125ZM108 122V121H106ZM110 122V121H109ZM125 122V121H124ZM133 122V121H132ZM131 122V123H132ZM137 122V121H136ZM154 122V121H153ZM174 122V121H173ZM172 122V123H173ZM176 122V121H175ZM130 123V122H129ZM138 123V122H137ZM152 123V122H151ZM160 123V122H159ZM168 123V122H167ZM181 123V121H180ZM1 124V123H0ZM107 124V123H106ZM109 124V123H108ZM133 124V123H132ZM136 124V123H134ZM196 124V125H194ZM101 125V128L104 129V127H102ZM111 125V124H110ZM129 125V124H128ZM142 125V124H141ZM82 126V125H81ZM86 126V125H84ZM127 126V125H126ZM133 127V125H131ZM170 126V125H169ZM178 126V125H177ZM180 126V125H179ZM76 126L74 125L73 128H75ZM107 127H110L107 125ZM121 127V126H119ZM135 127V126H134ZM185 127V125L183 126ZM197 127V126H196ZM84 128V127H83ZM100 128V129H101ZM115 128V127H113ZM131 128V127H130ZM172 128V127H171ZM186 128V127H185ZM0 129H1V126H0ZM4 129V127H3ZM65 129V128H64ZM81 129V128H80ZM79 128H75V129H72L70 130V134H69V138L70 140L69 141H65V149L64 151H62V155H61V158L59 156L60 159H58V164L59 166L57 167V169H49L46 170L48 171H43V176L46 175L47 176V179H51L53 177H61V178H64L65 176L62 175V173H68L69 176H77L79 177V172L78 171H73V172H66V168L72 166L69 168V170L71 169H77L76 167L79 166V164L77 162H82L83 161V157H82V154L83 151H82V148H85L83 147V143H82V138H85V135L84 137L82 136L81 134V130ZM87 131L88 127L85 128ZM107 129V128H106ZM111 129V128H110ZM122 130V128H120ZM177 129V128H175ZM189 129V127H188ZM27 130V129H26ZM37 130V131H38ZM69 130V129H68ZM131 130V129H130ZM139 130V126L137 125V127H135V133ZM174 130V129H173ZM196 130V129H195ZM32 131V133H31ZM84 131V130H83ZM94 131V132H95ZM104 130H98L96 132V142H98L101 147V143H103L104 139H105V136L107 137V134L106 133H102ZM118 131V130H117ZM126 131V130H125ZM152 131L153 135H155V138H157V142L159 143L162 138L164 139L165 136H168V139L169 141L171 142V146L172 147H181L180 145H184L185 142H188L187 146L186 147H183V149L189 147L190 151H194L196 154L198 152H201V151H204V150H207L209 149V144L206 142L205 138L202 137L201 135H199L196 131L194 130H186L184 133L183 131L182 132H179V131H173L171 132L172 130L170 129V132L171 133H168L169 135H166L167 131L165 129V127L163 128L161 125L159 124H155L153 126L150 127V132ZM181 131V130H180ZM194 131V132H193ZM93 132V133H94ZM106 132V131H105ZM108 132V131H107ZM121 132V131H120ZM144 132V131H143ZM122 133V132H121ZM138 133V132H137ZM139 133H141L139 131ZM138 133V135H139ZM145 133V132H144ZM151 133V134H152ZM67 134V133H66ZM81 134V135H80ZM85 134V133H84ZM108 134L110 135V133L108 132ZM115 134V133H114ZM146 134V133H145ZM148 134V133H147ZM150 134V135H151ZM126 135V134H125ZM45 136V135H44ZM140 136V135H139ZM126 137V136H125ZM133 137V136H132ZM142 137V135H141ZM154 137V136H152ZM67 138V137H66ZM87 138V137H86ZM84 139L85 140V144H88L86 143L87 139ZM95 138V136L93 137ZM92 138V139H93ZM109 138V137H107ZM112 138V137H111ZM110 138V139H111ZM134 138V137H133ZM139 138V137H138ZM46 139V138H44ZM123 139V138H122ZM141 139V138H140ZM151 139V138H150ZM167 139V138H166ZM0 140H1V136H0ZM83 140V141H84ZM107 139H105L106 141ZM137 140V139H136ZM212 140V139H211ZM7 143L4 144V146H8V144H10V142H13L14 140H9V137H7ZM17 141V140H16ZM111 141V140H110ZM124 141V140H123ZM134 141V140H132ZM151 141V140H150ZM163 141V140H161ZM166 141V140H164ZM45 142V141H44ZM48 142V140H47ZM141 142V141H140ZM143 142V141H142ZM155 142V141H153ZM222 142V143H221ZM82 143V145H81ZM94 143V142H93ZM92 143V144H93ZM105 143V142H104ZM113 143V142H112ZM144 143V142H143ZM150 143V142H149ZM157 143V144H158ZM161 143V142H160ZM159 143V144H160ZM163 143V142H162ZM211 143V142H210ZM215 143V142H214ZM213 143V145H214ZM1 144V142H0ZM97 144V143H96ZM132 144V143H131ZM142 144V143H141ZM152 144V143H151ZM155 144V145H157ZM158 144V145H159ZM180 144V145H179ZM108 145V144H106ZM110 145V144H109ZM121 145V144H120ZM130 145V144H129ZM127 145L128 149H130V146ZM143 145V144H142ZM144 145H147V144H144ZM154 145V144H152ZM186 145V144H185ZM1 146V145H0ZM16 146V145H15ZM30 146V147H29ZM85 146V145H84ZM114 146V145H113ZM125 146V145H124ZM124 146L115 152V155H114V160L118 163V168H114L111 170V172L108 174V176H110L111 178H115L118 181H127L128 183V179L131 178V176L134 175L137 176L139 179V175H141V173H139V171L137 170L134 174L131 173V170L130 168H132V163L129 161L127 155L124 153ZM170 146V145H169ZM218 146V144H217ZM222 146V145H221ZM225 146H222L223 148ZM252 146H256V147H259V151L256 152ZM33 147V146H32ZM35 150L37 148V146L35 145ZM40 147L43 148V146L40 145ZM111 147V146H110ZM116 147V146H115ZM155 147V146H154ZM159 147V146H157ZM48 148V147H47ZM55 149V147H53ZM87 148V146H86ZM97 148V147H96ZM105 148V147H104ZM246 148V152L248 154H253V156L250 155V157H247V156H244L242 154H240V150ZM8 149V148H6ZM106 149V148H105ZM104 149V150H105ZM109 149V148H108ZM152 149V148H151ZM158 149V148H157ZM229 149V148H228ZM41 150V149H40ZM46 150V149H45ZM103 150L102 148L99 150L98 153H101ZM111 150V149H110ZM173 150V149H172ZM182 150V149H180ZM230 150V149H229ZM33 151V150H32ZM43 151V150H42ZM54 151V150H53ZM57 150H55L56 152ZM101 151V152H100ZM109 151V150H108ZM174 151V150H173ZM35 152V151H34ZM93 152V151H92ZM158 152H161V151H158ZM170 152V151H169ZM181 152V161H182V168L183 170H185L186 166L189 165L191 159H189L188 161L185 160V154L183 153V151H179ZM244 152V151H243ZM245 152V153H246ZM40 153V151H39ZM42 153V152H41ZM40 153V154H41ZM88 153V151H87ZM95 153V152H94ZM105 153V152H104ZM163 153V152H162ZM60 154V153H59ZM97 154V153H96ZM157 154H160V153H157ZM37 155V154H36ZM35 155V156H36ZM46 155V154H45ZM86 155V154H85ZM164 155V154H163ZM211 155V156H212ZM90 156V155H89ZM99 156V155H98ZM97 156V157H98ZM105 156H106V153H105ZM160 157V155H158ZM165 156V155H164ZM1 157V156H0ZM17 157V156H16ZM43 157V156H41ZM45 157V156H44ZM88 157V156H87ZM155 157V156H154ZM169 157H173L171 160H168L167 159V162L163 165V168L164 170H166L165 172H163L164 175H168V176H171L174 175L176 176L178 173L180 174V176L182 175V168L180 167V170H176L174 168V162L175 160L173 159H178V155H173V156H169ZM101 158V156H100ZM41 159V158H40ZM89 159V158H88ZM157 159V158H156ZM215 159V158H214ZM259 159H261L262 161L257 163V161H259ZM42 160V159H41ZM101 160V159H100ZM108 160V159H107ZM193 160V159H192ZM202 160V159H201ZM205 160V159H204ZM166 161V160H165ZM42 162V161H41ZM96 162V161H95ZM193 162V161H192ZM202 162V161H201ZM26 163V162H25ZM36 163V162H35ZM85 163V162H84ZM91 163V162H89ZM97 163V162H96ZM159 163V162H158ZM214 163V162H213ZM38 164V163H37ZM41 164V163H40ZM93 164H94V161H93ZM81 165V163H80ZM16 167V166H15ZM36 167V166H35ZM81 166L78 167V169L81 170L80 168ZM104 167V166H102ZM153 167V166H152ZM28 168V167H27ZM85 168H87L85 166ZM157 167H154V170H157L156 169ZM98 169V167H97ZM102 169V168H101ZM153 169V168H152ZM160 169V168H159ZM172 169H175L176 171H173V172H170ZM27 170V169H26ZM25 170V171H26ZM30 170V169H29ZM32 170V169H31ZM34 170V169H33ZM32 170V171H33ZM79 170V171H80ZM100 170V169H99ZM98 170V171H99ZM104 170V169H102ZM153 170V171H154ZM196 168L194 167V171L195 172ZM35 171V170H34ZM38 170H36L37 172ZM101 171V170H100ZM105 171V170H104ZM110 171V170H109ZM197 171V170H196ZM41 173V171H39ZM97 173V171H95ZM103 173V171H101ZM142 172V170H141ZM192 170L190 169L189 170V173H191ZM20 173V172H19ZM31 173V172H30ZM107 173V171H106ZM196 173V172H195ZM194 173V174H195ZM24 174V173H23ZM29 174V173H28ZM35 174V173H34ZM100 174V173H99ZM104 174V173H103ZM160 175V173H158ZM162 174V175H163ZM193 174V175H194ZM36 175V174H35ZM39 177L41 179H44L43 176L41 174H38ZM41 175V176H40ZM67 175V174H66ZM144 175V174H143ZM155 175V174H154ZM25 176V175H23ZM142 176V175H141ZM140 176V177H141ZM161 176V175H160ZM157 175V177H160ZM195 176V175H194ZM219 176H223V178H219ZM27 177V176H26ZM38 177V176H37ZM45 177V176H44ZM104 177V176H102ZM101 177V178H102ZM145 177V176H144ZM162 177V176H161ZM23 178V177H22ZM36 178V177H35ZM90 178V177H89ZM94 178H95V175H94ZM143 178V177H142ZM182 178V177H181ZM29 179V177L27 178ZM57 179V178H56ZM104 179V178H103ZM141 179V178H140ZM81 180V179H79ZM101 179H99L100 181ZM114 180V179H113ZM114 180V181H116ZM176 180V179H174ZM173 179L169 178V177H166V178H162L161 179V182L160 183H157V184H154L153 186H156V189H159V190H162L163 189H170L174 184L175 182L177 181H174ZM179 180L180 177H179ZM36 181H40L38 180V178L36 179ZM86 181V180H85ZM91 181V180H90ZM102 181V180H101ZM109 181V180H107ZM139 181V180H138ZM42 182V180H41ZM16 183V182H15ZM38 183V182H37ZM40 183V182H39ZM43 183V182H42ZM92 183V182H91ZM111 183V182H110ZM124 183V182H123ZM133 183V182H132ZM143 184H141L142 187H146L147 186H151L147 181H142ZM181 183V182H180ZM57 184V183H56ZM115 184V183H114ZM113 184V186H114ZM117 184V183H116ZM131 184V183H130ZM129 184V185H130ZM134 184V183H133ZM203 184V185H204ZM119 185V183H118ZM124 185V184H123ZM214 185V184H213ZM4 186V185H3ZM110 186V185H109ZM133 186V185H132ZM131 186V187H132ZM152 186V187H153ZM185 186V185H184ZM12 187V186H11ZM9 187V188H11ZM49 187V186H48ZM91 187V186H90ZM89 187V188H90ZM96 187V185H95ZM108 187V186H107ZM127 188V186H125ZM129 187V186H128ZM129 187V188H131ZM160 187V188H159ZM87 188V189H89ZM99 188V187H98ZM48 189H51V188H48ZM109 189V188H108ZM192 192L195 193L196 195H194L197 199H201L203 196H204V187L201 186V192H195L194 190V185L192 186ZM5 190V189H4ZM103 190V189H102ZM83 191V190H82ZM81 191V192H82ZM88 191V190H87ZM98 191V190H97ZM101 191V190H100ZM132 191V190H131ZM49 192V191H48ZM93 192V191H91ZM106 192V191H105ZM133 192V191H132ZM136 192V191H135ZM128 193V192H127ZM160 193V192H159ZM213 193V192H212ZM13 193L12 192H8L7 193V196L6 198H14L15 196H10L12 195ZM84 194V193H83ZM96 194V193H94ZM162 194V193H161ZM5 195V194H4ZM86 195V194H85ZM84 195V196H85ZM99 195V194H98ZM182 195V194H181ZM117 199L119 198H128L129 196L128 195H122L121 193L117 194ZM145 196V195H144ZM239 196V195H238ZM3 197V196H2ZM50 197V195L48 196ZM95 197V196H94ZM93 197V198H94ZM146 197V196H145ZM148 197V196H147ZM146 197V198H147ZM96 198V197H95ZM133 198V197H132ZM144 198V197H143ZM146 198L145 199V203H146ZM143 199V200H144ZM185 199V198H184ZM4 201V200H3ZM17 201V200H16ZM19 201V199H18ZM122 202V200H120ZM1 202V201H0ZM27 202V201H26ZM91 202V201H90ZM210 202V201H209ZM20 203V202H19ZM30 203V202H29ZM92 203V202H91ZM16 204H18L16 202ZM89 204V203H88ZM6 205V204H5ZM11 206V205H10ZM147 206L150 207V205L147 204ZM148 207V208H149ZM151 207H154V206H151ZM204 207V206H203ZM85 208V207H84ZM197 208H200V207H197ZM4 209V208H3ZM28 209V208H27ZM146 210V209H145ZM192 210V209H191ZM189 210V211H191ZM206 210V209H205ZM207 211V210H206ZM1 212V211H0ZM147 212V211H146ZM2 213V212H1ZM3 213H5V211L3 210ZM10 215H13L14 212H10L9 213ZM8 214V215H9ZM20 214V213H19ZM204 214V213H202ZM171 215H173V213H171ZM18 216V215H17ZM21 216V215H20ZM224 216V215H223ZM169 217H170V214H169ZM203 217V216H202ZM238 217V216H237ZM29 218V217H28ZM142 218V216H141ZM205 218V217H204ZM240 218V217H238ZM3 219H5L3 217ZM165 219V218H164ZM9 221H11V217L9 219H7ZM17 220V219H16ZM142 220V219H141ZM5 221V220H4ZM3 221V222H4ZM19 221V219H18ZM56 221H57V217H56ZM15 222L17 225H18V228H19V235L21 237H25V235L23 234V226L21 224H19L18 222H16L15 220L13 221ZM235 222V221H234ZM252 222V221H251ZM22 223V222H21ZM56 223V222H55ZM238 223V221H237ZM219 224V223H218ZM2 225V224H1ZM10 227H14L13 225H11V223L8 224ZM217 225V224H216ZM29 226V224H28ZM27 226V227H28ZM163 226V225H162ZM246 226V225H245ZM4 228V227H3ZM6 228V226H5ZM196 228V227H194ZM207 228V227H206ZM11 229V228H10ZM46 229V228H45ZM108 230H109V224H108ZM26 232V231H25ZM126 232H127V226H126ZM6 234V233H5ZM37 234V233H36ZM36 234H35V231H30L29 232V240L28 242L24 243V247H21V248H24L21 249L20 251H25V255L29 256V257H32L35 255L37 256L38 255V252H31L30 250H32L33 246L30 248L31 246V242L37 240V237H36ZM99 234V231L97 230L96 227H84L80 225L79 228H73V229H69L66 233H62V234H59L57 232V236L59 237V239L56 237L55 238V241L57 242L58 244V247L59 248H62L61 250L63 251V253H68L70 254L73 258H77L78 261H91V260H95V261H98L100 262L101 264H159L160 261H162L163 259L166 258V256H168V254H165V251H159V248L161 247L162 249H164V240H160V239H154V237L152 236L150 238V241L149 243H144L143 239H141V242L140 244L136 242L135 239H132V232L130 233L129 236L127 237H123V238H119L117 240H108V242H106V244H100L97 240H95V236ZM140 234V233H139ZM87 235H92V236H87ZM127 235V234H126ZM38 236V234H37ZM54 234L51 232L48 234V236H43L42 238L46 239V243L44 241H41V242H37V245L34 246L35 248H44L45 246H47V249H49V247L51 245H54L52 244L53 243V239H51V237H53ZM117 236V235H116ZM6 237V236H5ZM196 237L200 238V237H209L208 233H207V230H205V228H201V230H199L197 232V235ZM4 238V237H3ZM2 238V239H3ZM1 239V238H0ZM58 239V240H56ZM95 240V241H94ZM172 241V240H171ZM8 242V240L6 241V243ZM116 242V243H115ZM20 243V242H18ZM30 243V244H29ZM30 246H28V245ZM11 245V243H10ZM13 245V243H12ZM193 245V244H192ZM10 247V246H9ZM17 247V246H16ZM20 247V246H18ZM200 247H203V246H200ZM199 247V248H200ZM14 248V247H13ZM41 250V249H40ZM39 250V251H40ZM143 250V251H142ZM204 251L202 252H205V254H211V252H208L207 249H203ZM212 250V249H211ZM49 252V250H47ZM1 253V252H0ZM15 253V252H14ZM46 253V252H45ZM44 253V254H45ZM62 253V254H63ZM16 254V253H15ZM24 254V253H23ZM53 254V253H52ZM51 254V255H52ZM10 255V254H9ZM19 255H20V252H19ZM249 255V254H248ZM11 256V255H10ZM18 256V255H17ZM41 256V254L39 255ZM55 256V255H54ZM61 256V255H60ZM59 256V257H60ZM50 257V256H49ZM58 257V258H59ZM67 257V255H66ZM169 257H175L174 255L170 254ZM168 257V258H169ZM43 258V257H42ZM54 258V257H53ZM21 259V258H20ZM41 259V258H39ZM48 259V258H47ZM52 259V258H51ZM67 259V258H66ZM6 260V259H5ZM26 260V259H25ZM45 261V259H43ZM50 260V259H49ZM55 260V258H54ZM65 260V259H64ZM42 261V260H41ZM47 261V260H46ZM52 261V260H50ZM56 261V260H55ZM53 261V262H55ZM66 261V260H65ZM211 261H212V258H211ZM20 262V261H19ZM37 262V261H36ZM40 262V261H39ZM49 262V261H48ZM73 262V261H72ZM97 262V263H98ZM75 263V262H74ZM165 263V262H164ZM18 264V263H17ZM38 264V263H37ZM42 264V263H41ZM44 264V263H43ZM47 264V263H45ZM53 264V263H52ZM55 264V263H54ZM58 264V263H57ZM70 264V262H69ZM213 264V263H212ZM234 264V263H232Z\"/></svg>",
	"mask_w": 264,
	"mask_h": 264
},
{
	"label": "water",
	"instance_id": "3",
	"mask_svg": "<svg viewBox=\"0 0 264 264\" xmlns=\"http://www.w3.org/2000/svg\"><path fill=\"white\" fill-rule=\"evenodd\" d=\"M65 137L60 136L54 142V147L56 150H63L65 145ZM195 192H201V186L194 185ZM146 204L154 207L163 206L167 214L173 209V202L170 198L160 193H151L146 198ZM56 222V215L53 209H47L43 211L39 218V225L41 228H50ZM109 232L117 236H124L126 234V220L123 215H115L109 220ZM251 252V248L248 246L245 239H241L233 249V259L235 263L239 264L247 260L248 254ZM190 264H209V262L195 261Z\"/></svg>",
	"mask_w": 264,
	"mask_h": 264
},
{
	"label": "crops",
	"instance_id": "4",
	"mask_svg": "<svg viewBox=\"0 0 264 264\" xmlns=\"http://www.w3.org/2000/svg\"><path fill=\"white\" fill-rule=\"evenodd\" d=\"M206 212H208V211H206ZM211 212V211H210ZM210 212H209V214H210ZM211 214H212V212H211ZM56 215V214H55ZM210 264H212V262H209Z\"/></svg>",
	"mask_w": 264,
	"mask_h": 264
}]
</instances>
